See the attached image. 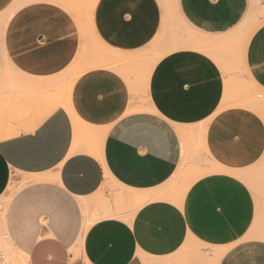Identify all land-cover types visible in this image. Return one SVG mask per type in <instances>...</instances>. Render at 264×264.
<instances>
[{
    "label": "crops",
    "instance_id": "0c3cea01",
    "mask_svg": "<svg viewBox=\"0 0 264 264\" xmlns=\"http://www.w3.org/2000/svg\"><path fill=\"white\" fill-rule=\"evenodd\" d=\"M171 1L192 36L172 30L168 0H0V230L24 264H264V206L245 178L264 160V119L226 102L218 60L264 0ZM187 35L210 47L173 49ZM95 40L112 54L100 66ZM149 55L139 92L113 63ZM242 61L264 91V21ZM195 142L213 165L160 198ZM108 181L126 209L91 219Z\"/></svg>",
    "mask_w": 264,
    "mask_h": 264
},
{
    "label": "rangeland",
    "instance_id": "374dc122",
    "mask_svg": "<svg viewBox=\"0 0 264 264\" xmlns=\"http://www.w3.org/2000/svg\"><path fill=\"white\" fill-rule=\"evenodd\" d=\"M166 3V0H163ZM169 7L172 9L173 21L171 28L176 27L183 34L187 32L189 36L193 35L192 31L186 29L183 26L181 19L178 17L176 12H173L172 1L168 0ZM165 10L167 11V5H165ZM264 21V7L259 5L252 13L246 17L238 31H235L233 35L230 37L227 44L223 45V47L219 48L221 50V54H218L220 57V65L223 68V72L226 75V102L232 105H241L245 106L253 111L258 112L264 119V91L258 88L248 77L243 61L242 54L243 49L248 41L252 32ZM184 28V29H183ZM171 30V31H172ZM179 32V33H180ZM185 37V41L183 43H178L173 45V49H176L180 46L190 47L192 45L191 38L189 36ZM181 37V36H180ZM84 43L82 47V53L86 51L88 44V34L87 29L85 28L84 33ZM212 39H215L212 37ZM95 44V53L97 52H109L105 49L98 51L99 47L102 44H99L97 40L94 42ZM103 46V45H102ZM210 47V44L206 47H199V49H207ZM83 53V55H84ZM215 55V52H211ZM218 57V56H217ZM145 58V57H144ZM113 64H116L118 70H123L126 72H131L130 74L133 76V86L139 92L144 91V84L151 70L152 64L156 59L154 55H149L146 59L142 58L141 63H128L125 61L116 58ZM224 59V60H223ZM137 92V91H136ZM245 100V104L250 106L242 105L241 102ZM213 163L209 159L208 156L204 153V150L199 142H195L192 147V150L189 156L184 158L181 168L177 173L176 177L165 186L158 189V196L160 198H174L180 192V190L191 180L197 178L201 172L205 173L206 168L212 166ZM245 178L250 184L253 192L256 195V199L258 200V204L264 206V160H260L255 166H253L248 172L245 174ZM122 190L113 182L108 181L102 188L96 193L93 197V201L96 205L95 209L92 211L91 219L97 218V212H101V214H105V211L111 207H113V213H119L121 210L126 209L124 204L119 202L117 198ZM12 191L10 190L7 194H4L0 198V210L3 211L6 207L7 201L10 198ZM85 206L87 207L86 201H84ZM136 208V207H135ZM264 209V207H263ZM263 209L260 210L263 212ZM3 231L0 230V264H16L17 262H24V257L21 256L18 252H16L11 245L7 242L6 238L3 236ZM195 251L200 250L201 246L191 241L189 243V250ZM203 255L206 258H210L209 262L213 260H218V252L212 248H206L203 252Z\"/></svg>",
    "mask_w": 264,
    "mask_h": 264
},
{
    "label": "bare ground",
    "instance_id": "6f19581e",
    "mask_svg": "<svg viewBox=\"0 0 264 264\" xmlns=\"http://www.w3.org/2000/svg\"><path fill=\"white\" fill-rule=\"evenodd\" d=\"M190 38H191V42H192V45L190 47H192V48L206 47L208 45V44H205L203 41L196 40L192 37H190ZM81 51L82 50L80 49V52ZM95 54H96V56L93 60L94 66L103 65L108 60H110L112 58V54L110 52H97ZM146 197H147V195L144 194L140 197V199L144 200V199H146ZM2 219H3V211L0 210V220H2ZM16 264H24V263L23 262H20V263L17 262Z\"/></svg>",
    "mask_w": 264,
    "mask_h": 264
}]
</instances>
